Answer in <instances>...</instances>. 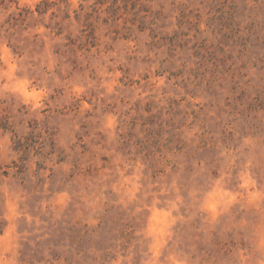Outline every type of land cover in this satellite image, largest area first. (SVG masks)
Listing matches in <instances>:
<instances>
[{"label":"rangeland","instance_id":"rangeland-1","mask_svg":"<svg viewBox=\"0 0 264 264\" xmlns=\"http://www.w3.org/2000/svg\"><path fill=\"white\" fill-rule=\"evenodd\" d=\"M0 264H264V0H0Z\"/></svg>","mask_w":264,"mask_h":264}]
</instances>
